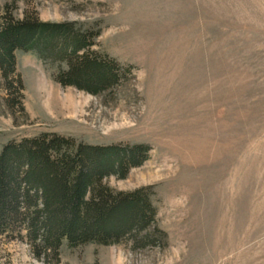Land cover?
Returning <instances> with one entry per match:
<instances>
[{"label":"rangeland","instance_id":"rangeland-1","mask_svg":"<svg viewBox=\"0 0 264 264\" xmlns=\"http://www.w3.org/2000/svg\"><path fill=\"white\" fill-rule=\"evenodd\" d=\"M6 6L15 21L71 25L130 72L94 96L56 81L63 61L16 52L20 86L0 82V152L41 134L148 146L140 167L105 185L150 188L164 234L159 245L144 234L64 242L48 263L264 264V0H0V16ZM0 264L44 263L15 225Z\"/></svg>","mask_w":264,"mask_h":264},{"label":"trees","instance_id":"trees-1","mask_svg":"<svg viewBox=\"0 0 264 264\" xmlns=\"http://www.w3.org/2000/svg\"><path fill=\"white\" fill-rule=\"evenodd\" d=\"M11 6L0 16V82L5 89L20 86L18 51L63 61L67 70L56 81L94 96L129 74V68L90 53L89 37L75 33L71 25L15 21ZM148 153L145 145L98 147L56 134L7 144L0 152V236L18 225L44 264L49 255L57 260L64 242L70 248L115 246L144 234L143 240L161 244L164 234L153 227L151 189L115 193L105 185L110 177L125 179Z\"/></svg>","mask_w":264,"mask_h":264}]
</instances>
